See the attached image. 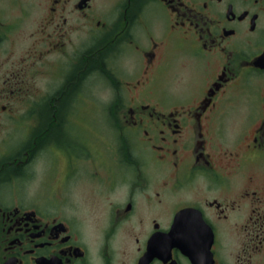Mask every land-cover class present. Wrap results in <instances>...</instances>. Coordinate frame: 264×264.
<instances>
[{"label":"flooded vegetation","instance_id":"flooded-vegetation-1","mask_svg":"<svg viewBox=\"0 0 264 264\" xmlns=\"http://www.w3.org/2000/svg\"><path fill=\"white\" fill-rule=\"evenodd\" d=\"M1 3L0 264H264V0Z\"/></svg>","mask_w":264,"mask_h":264},{"label":"rangeland","instance_id":"rangeland-1","mask_svg":"<svg viewBox=\"0 0 264 264\" xmlns=\"http://www.w3.org/2000/svg\"><path fill=\"white\" fill-rule=\"evenodd\" d=\"M22 1H24V0H21V3H22ZM28 1L30 3H32L34 0H28ZM38 2L40 3V0H37L36 4H38ZM14 4H15V0H2V3H1V5L7 6V7L10 6V5L12 6ZM94 117L97 118V119L103 118V110L102 109H95Z\"/></svg>","mask_w":264,"mask_h":264}]
</instances>
